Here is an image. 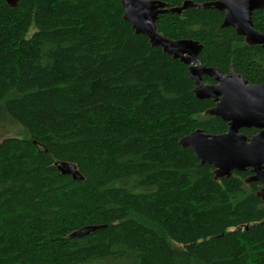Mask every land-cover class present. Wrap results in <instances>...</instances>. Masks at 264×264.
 Listing matches in <instances>:
<instances>
[{"label": "trees", "instance_id": "1", "mask_svg": "<svg viewBox=\"0 0 264 264\" xmlns=\"http://www.w3.org/2000/svg\"><path fill=\"white\" fill-rule=\"evenodd\" d=\"M121 1L0 0V127L24 133L0 142V264H264L260 185L249 171L216 180L178 144L227 124L195 98L188 67L124 21ZM223 19L188 8L156 29L201 45L202 67L264 85V49ZM252 23L264 35V9Z\"/></svg>", "mask_w": 264, "mask_h": 264}, {"label": "water", "instance_id": "2", "mask_svg": "<svg viewBox=\"0 0 264 264\" xmlns=\"http://www.w3.org/2000/svg\"><path fill=\"white\" fill-rule=\"evenodd\" d=\"M3 1L11 8L18 3V0ZM121 5L124 21L131 25L136 34L147 37L152 47L160 48L165 55L188 67L195 98L215 103L206 114L228 124L227 132L222 135H208L196 130L179 139V146L191 150L201 165L212 167L216 180L250 169L253 176L247 183L257 182L261 185L257 197L264 203V85L248 84L235 74L233 68L228 75H221L215 68L202 67L198 59L201 45L191 40H168L156 29L160 15H180L188 8L214 9L224 13L221 28H231L236 35L244 38L248 46H261L264 49V35L255 30L252 23V14L264 9V0H218L201 7L185 2L179 8H168L162 2L149 0H122ZM203 77L212 79L215 84H204ZM242 129H256L258 132L247 139L239 133ZM58 170L73 179L78 177L71 164H63Z\"/></svg>", "mask_w": 264, "mask_h": 264}, {"label": "rangeland", "instance_id": "3", "mask_svg": "<svg viewBox=\"0 0 264 264\" xmlns=\"http://www.w3.org/2000/svg\"><path fill=\"white\" fill-rule=\"evenodd\" d=\"M10 127H0V142L3 141L6 138H11V137H19L22 138L24 136L23 131L16 127L15 129L10 128Z\"/></svg>", "mask_w": 264, "mask_h": 264}, {"label": "flooded vegetation", "instance_id": "4", "mask_svg": "<svg viewBox=\"0 0 264 264\" xmlns=\"http://www.w3.org/2000/svg\"><path fill=\"white\" fill-rule=\"evenodd\" d=\"M212 81H213V80H212ZM214 84H215V82L213 81L212 84H208V85H214ZM211 101H212V100H211ZM213 103H214V102H213ZM214 106H215V103H214ZM221 121H222V120H221ZM224 123H225V122H224ZM226 124H227V123H226ZM227 130H228V124H227ZM227 130H226V132H227ZM242 130H254V131H255L254 134H253L251 137H246V136L244 135L247 139L252 138V137H253L255 134H257V132H258V130H256V129H242ZM242 130L239 131L240 134H242V133H241ZM226 132H225V133H226ZM242 135H243V134H242ZM246 171H249V172H250V176H249V178L253 176V174H252V172H251L250 169H247ZM246 171H245V172H246ZM242 173H244V172H242ZM251 183H257V182H251ZM258 184H259V183H258ZM259 185H260V184H259ZM260 188H261V185H260ZM259 190H260V189H259Z\"/></svg>", "mask_w": 264, "mask_h": 264}]
</instances>
